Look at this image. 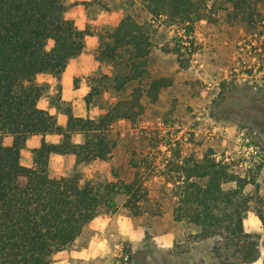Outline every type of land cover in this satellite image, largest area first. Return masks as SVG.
I'll list each match as a JSON object with an SVG mask.
<instances>
[{"label": "trees", "instance_id": "1", "mask_svg": "<svg viewBox=\"0 0 264 264\" xmlns=\"http://www.w3.org/2000/svg\"><path fill=\"white\" fill-rule=\"evenodd\" d=\"M209 1L132 0L146 15L132 6L119 23L98 30V58L112 70L93 76L85 100L89 108L109 90L120 96L98 116L68 110L63 126L40 107L46 88L37 78L50 74L61 79L70 61L84 51L86 37L95 33L66 16L65 0H0V264H55L54 255L73 244L103 209L137 205L136 184L122 178L111 163L117 146L112 130L122 119L144 117L148 104L173 85L172 77L152 72L156 29L150 19L164 18L183 32L173 49L181 55L184 36L211 19L215 8ZM237 9V16L253 22V11L243 5ZM35 135L42 141L31 149L28 166L23 151ZM47 135L61 139L49 142ZM213 154L175 150L163 173L176 197L172 216L195 225L197 238L215 239L221 264H253L261 256L260 243L244 221L253 199L247 189L258 185L257 171L237 173ZM53 155L72 156L77 166L105 162L109 175L90 179L79 169L55 174ZM258 215L264 225V214Z\"/></svg>", "mask_w": 264, "mask_h": 264}, {"label": "rangeland", "instance_id": "2", "mask_svg": "<svg viewBox=\"0 0 264 264\" xmlns=\"http://www.w3.org/2000/svg\"><path fill=\"white\" fill-rule=\"evenodd\" d=\"M131 1L65 0L66 16L95 34L87 37L84 51L69 63L61 79L50 74L37 78V83L46 88L41 105L62 124L68 119V110L76 116H98L107 103L120 96L109 90L89 108L85 100L93 76L112 70L98 58V30L114 25L132 6L146 15L137 2ZM209 2L215 8L211 19L203 20L191 36H184L181 55L173 49L182 31L163 18L152 20L156 25V51L151 69L157 75L172 77L173 85L148 104L144 117L120 120L112 130L117 146L111 163L122 178L136 184L140 195L137 205L130 208L122 203L114 212L103 209L73 244L54 255L55 264H117L121 261L120 243L129 254V264H221L213 249L215 239H199L195 225L173 218L176 197L173 184H168L170 189L164 184L163 173L176 149L185 154L224 153L227 148L233 150L240 133L258 145L261 153L251 169L237 166L236 153L231 154L229 165L240 174L257 171L258 185L251 184L247 189L253 199L244 225L260 243L261 256L253 264H264V225L258 215L264 214V0ZM238 5L254 12L253 22L237 16ZM201 107L206 108V120H196ZM213 128H219L223 136L212 138L207 130ZM41 138L30 141L23 164L31 163L30 150ZM172 138L177 140L176 147H166ZM45 139L57 142L60 137ZM51 169L58 175H70L79 169L90 179L109 175L107 163L77 166L72 156L53 155Z\"/></svg>", "mask_w": 264, "mask_h": 264}, {"label": "built area", "instance_id": "3", "mask_svg": "<svg viewBox=\"0 0 264 264\" xmlns=\"http://www.w3.org/2000/svg\"><path fill=\"white\" fill-rule=\"evenodd\" d=\"M183 33V32H182ZM204 114H206V108L201 107L200 110L197 112L196 120H206ZM208 120V119H207ZM207 133L212 137H219L220 135L223 136V132H220L219 128H213L212 130H207ZM179 139L180 136H177ZM187 139V135L185 137ZM170 143L166 147H176L177 140L176 138L170 139ZM225 142V145H227L226 137L223 139ZM235 146L233 150L231 151L229 148L225 150V152H216L214 154V157L217 161L225 162L228 164H231L232 162V156L231 154L236 153L237 154V166L241 168L251 169L255 162H257L260 159V148L258 145L251 142L247 136L244 133H240L238 136ZM168 149V148H167ZM169 157L172 155V152H168ZM117 247L120 248V254L119 257L121 258V261L117 262V264H129V254L127 251H125V246L123 243H120L117 245Z\"/></svg>", "mask_w": 264, "mask_h": 264}, {"label": "crops", "instance_id": "4", "mask_svg": "<svg viewBox=\"0 0 264 264\" xmlns=\"http://www.w3.org/2000/svg\"><path fill=\"white\" fill-rule=\"evenodd\" d=\"M125 14V13H124ZM122 19V17L118 20V21H116L115 22V24L114 25H116L117 23H119L120 22V20ZM157 19H161V18H153V19H150V21L152 22V20L153 21H155L156 22V20ZM164 19V18H163ZM155 22H152V24H153V26L155 27L156 25H155ZM114 25H112V26H114ZM80 27V26H79ZM81 29H84L83 27H80ZM89 36V35H88ZM87 36V37H88ZM87 37H86V41H87ZM73 60V59H72ZM71 60V61H72ZM70 61V62H71ZM69 66V65H68ZM68 68V67H67ZM67 70V69H66ZM66 72V71H65ZM65 74V73H64ZM63 74V75H64ZM43 75V74H42ZM40 76V75H39ZM38 76V77H39ZM39 105H40V107H42V108H44V109H47V108H45V107H43V106H41V99H40V102H39ZM48 110V109H47ZM50 111V110H49ZM51 112V111H50ZM51 113H53V112H51ZM54 114V113H53ZM88 116H90V115H88ZM94 117V116H93ZM59 120V123L61 124V125H65L66 124V122H67V120H66V122H65V124H62V121H60V119H58ZM122 120H124V119H122ZM49 136H56V135H47V137H49ZM57 136H59L60 137V139H61V136L60 135H57ZM38 137H42L41 135L39 136V135H35V136H32V137H30L29 138V140H28V142H27V147H28V144L30 143V141L32 140V139H37ZM41 141H42V138H41V140H37L36 142H34L33 143V146H32V148H35V147H38L39 145H40V143H41ZM49 141V140H48ZM60 141V140H59ZM59 141H57V142H59ZM50 142V141H49ZM31 148V149H32ZM27 149V148H26ZM25 149V150H26ZM25 150L23 151V154H24V152H25ZM201 155V154H200ZM30 156H31V150H30ZM62 156V155H61ZM22 160H23V158H22ZM31 163H32V156H31ZM31 163L28 165V166H30L31 165ZM121 205H123L122 203H121ZM118 245V244H117Z\"/></svg>", "mask_w": 264, "mask_h": 264}, {"label": "clouds", "instance_id": "5", "mask_svg": "<svg viewBox=\"0 0 264 264\" xmlns=\"http://www.w3.org/2000/svg\"><path fill=\"white\" fill-rule=\"evenodd\" d=\"M42 106V105H41Z\"/></svg>", "mask_w": 264, "mask_h": 264}]
</instances>
